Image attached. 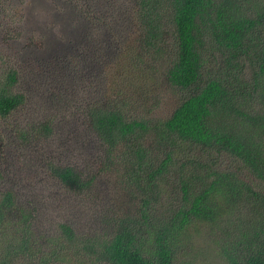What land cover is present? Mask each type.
<instances>
[{
    "label": "trees",
    "instance_id": "1",
    "mask_svg": "<svg viewBox=\"0 0 264 264\" xmlns=\"http://www.w3.org/2000/svg\"><path fill=\"white\" fill-rule=\"evenodd\" d=\"M66 1L113 34L121 50L116 96L92 101L85 114L107 167L123 169L120 182L137 213L107 219L102 235H79L63 223L48 238L37 235L35 211L7 191L0 197V264H180L191 228L218 221L225 208L234 211L238 235L229 238L224 259L264 264V0H132L126 15L106 8L108 0ZM124 21L136 39L117 43V32L129 33ZM90 40L100 51L92 33ZM144 73L149 94L161 77L172 91L166 118L126 112L132 103L121 86L138 88ZM19 86L18 70L6 68L0 119L28 102ZM53 132L47 120L20 136L29 141ZM52 172L78 192L91 185L72 167ZM250 177L253 185L244 182Z\"/></svg>",
    "mask_w": 264,
    "mask_h": 264
},
{
    "label": "rangeland",
    "instance_id": "2",
    "mask_svg": "<svg viewBox=\"0 0 264 264\" xmlns=\"http://www.w3.org/2000/svg\"><path fill=\"white\" fill-rule=\"evenodd\" d=\"M105 5L126 15L133 4L108 0ZM79 13L66 0H3L0 5V77L15 67L19 91L28 101L11 117L0 119V197L14 192L20 205L35 211L37 235L48 238L56 237L63 223L79 235H102L107 219L121 218L129 210L137 213L120 182L123 169L119 163L107 167L104 146L85 114L92 101L116 96L121 50L112 45L113 34ZM123 26L129 33L117 32L116 42L135 40L132 25L124 21ZM91 33L103 44L100 51L90 42ZM111 60L115 64L109 69ZM145 78L144 73L138 88L122 84L132 103L127 114L150 121L166 118L175 105L171 89L161 77L159 88L149 94ZM47 120L54 125L50 138L32 136L28 141L20 136ZM55 166L74 168L83 180H91L90 187L78 192L64 186L53 175ZM244 182L253 185L255 180ZM233 217L234 211L225 208L218 221L192 227L179 263L228 264L221 253L238 235Z\"/></svg>",
    "mask_w": 264,
    "mask_h": 264
}]
</instances>
